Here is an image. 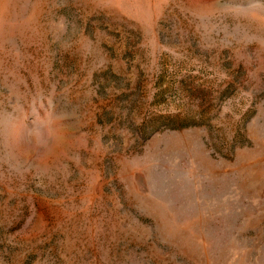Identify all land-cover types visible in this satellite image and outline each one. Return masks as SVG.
Masks as SVG:
<instances>
[{
	"label": "rangeland",
	"instance_id": "rangeland-1",
	"mask_svg": "<svg viewBox=\"0 0 264 264\" xmlns=\"http://www.w3.org/2000/svg\"><path fill=\"white\" fill-rule=\"evenodd\" d=\"M0 264H264V0H0Z\"/></svg>",
	"mask_w": 264,
	"mask_h": 264
}]
</instances>
